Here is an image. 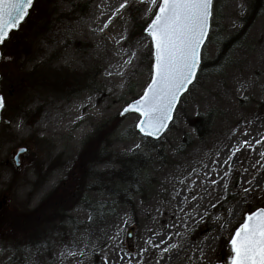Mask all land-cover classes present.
<instances>
[{"label":"rangeland","instance_id":"1","mask_svg":"<svg viewBox=\"0 0 264 264\" xmlns=\"http://www.w3.org/2000/svg\"><path fill=\"white\" fill-rule=\"evenodd\" d=\"M156 10L34 0L0 45V264H62L73 238L85 255L63 264H228L231 235L264 207V0H214L197 80L151 150L121 112L150 83ZM206 114L201 139L191 120ZM137 152L135 181L93 179L120 167L101 161Z\"/></svg>","mask_w":264,"mask_h":264},{"label":"snow or ice","instance_id":"2","mask_svg":"<svg viewBox=\"0 0 264 264\" xmlns=\"http://www.w3.org/2000/svg\"><path fill=\"white\" fill-rule=\"evenodd\" d=\"M150 2L157 9L145 29L154 58L151 82L139 99L124 107L121 115L136 114L138 122L135 127L142 137L159 139L173 120L178 101L197 80L203 59L202 50L213 19L214 0ZM33 4L34 0H0V45H4L10 39V34L19 29ZM120 7L124 8L126 4H121ZM104 27H108V24ZM135 58L136 54L131 53L125 64H131ZM4 107V98L0 96V109ZM247 183L252 184V181ZM242 191L248 194L254 188L242 186ZM89 220H92L91 216ZM80 242L82 241L75 238L67 242L71 247H65L61 257L62 264L66 257L85 255L74 250ZM229 245L231 254L228 264H264V207L244 215L231 235ZM104 264H110V261L105 259Z\"/></svg>","mask_w":264,"mask_h":264},{"label":"trees","instance_id":"3","mask_svg":"<svg viewBox=\"0 0 264 264\" xmlns=\"http://www.w3.org/2000/svg\"><path fill=\"white\" fill-rule=\"evenodd\" d=\"M25 45L26 44L23 43L24 47H25ZM3 46H5V44ZM25 50H26L25 48H22V50L20 49V51L25 52V54H26L27 51H25ZM27 59H28V57H27ZM200 69H201V67H200ZM49 72H51V71H49ZM52 73H54V72L52 71ZM1 91H2V87L0 85V94H2ZM262 104L264 105V101ZM17 110H18V113H17L18 115H25L23 113V111H19L20 109H17ZM191 121H192V126L194 127L197 136L199 138L203 139L209 133V129H210V125H211L210 114L198 116L197 118H195ZM102 140L106 141L108 146L110 145V143L108 141V136H107V139H106V137L105 138H97V142H100ZM144 140L147 141V144L149 145V148L151 150L156 147V145H154L157 142L156 139L148 137V138H145ZM151 144H153V145L151 146ZM108 146L106 148H108ZM105 158H108V157H105ZM142 161H143V157L138 152L133 153L131 155H129V154L125 155L123 153H118L116 155L115 160H109L108 159L107 161L105 160V161H101V162H109V163H112L114 165H118L120 167L117 170H114L112 168L106 172L95 173V178H93V179L98 180L97 182H100V183L101 182L110 183L112 186L126 185L127 183H131L137 179V177H138L137 166H139V164H141ZM92 164H94V163H92ZM65 210H68V209L65 208ZM32 212H29V213H32ZM32 214H35V213L33 212ZM39 232H41V231H39L37 229V227L35 229H33V234H34L33 240L32 241L29 240V243H28L31 247L41 246V244L38 243L37 238L34 239L35 236H39ZM42 241H44L43 243H46L45 236L42 239ZM16 248L17 247H15V249ZM8 264H9V262H8Z\"/></svg>","mask_w":264,"mask_h":264},{"label":"bare ground","instance_id":"4","mask_svg":"<svg viewBox=\"0 0 264 264\" xmlns=\"http://www.w3.org/2000/svg\"><path fill=\"white\" fill-rule=\"evenodd\" d=\"M117 12H115L114 14H112V15H115ZM102 28L100 27V28H98L97 30H101ZM97 30H95V31H97ZM92 31V30H91ZM116 42V41H115ZM114 42V43H115ZM112 72V70L111 69H108L107 71H105V74H104V77H108V75H110V73Z\"/></svg>","mask_w":264,"mask_h":264},{"label":"water","instance_id":"5","mask_svg":"<svg viewBox=\"0 0 264 264\" xmlns=\"http://www.w3.org/2000/svg\"><path fill=\"white\" fill-rule=\"evenodd\" d=\"M153 63H154V58H153ZM150 82H151V80H150ZM147 86H148V85H147ZM0 96H1V95H0ZM139 98H140V97H139ZM139 98H138V99H139ZM129 104H130V103H129ZM169 123H170V122H169ZM163 133H164V132H163ZM163 133H162V134H163ZM162 134H161V135H162ZM140 135H141V134H140ZM160 137H161V136H160ZM150 138H151V137H150ZM23 152H24V151H23ZM23 152H21V151L19 150L17 154H20V153H23ZM127 237H128V238L131 237V230L128 232ZM217 264H221V263H217Z\"/></svg>","mask_w":264,"mask_h":264},{"label":"flooded vegetation","instance_id":"6","mask_svg":"<svg viewBox=\"0 0 264 264\" xmlns=\"http://www.w3.org/2000/svg\"><path fill=\"white\" fill-rule=\"evenodd\" d=\"M14 159L16 160V157H14Z\"/></svg>","mask_w":264,"mask_h":264}]
</instances>
